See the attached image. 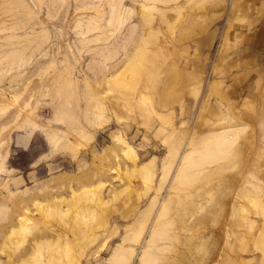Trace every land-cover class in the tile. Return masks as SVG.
Returning <instances> with one entry per match:
<instances>
[{
	"label": "rangeland",
	"instance_id": "rangeland-1",
	"mask_svg": "<svg viewBox=\"0 0 264 264\" xmlns=\"http://www.w3.org/2000/svg\"><path fill=\"white\" fill-rule=\"evenodd\" d=\"M114 2L0 0V264H264V0Z\"/></svg>",
	"mask_w": 264,
	"mask_h": 264
},
{
	"label": "bare ground",
	"instance_id": "bare-ground-1",
	"mask_svg": "<svg viewBox=\"0 0 264 264\" xmlns=\"http://www.w3.org/2000/svg\"><path fill=\"white\" fill-rule=\"evenodd\" d=\"M121 1L122 0H117V2H114L115 4L113 5H110L111 6V8L109 7V9H110V12H113L114 10L116 11V14H117V20L119 21V22H121V24L122 23H124L126 20L128 21L132 16H133V14H132V10H130V9H123V11H122V4H120L121 3ZM112 2V1H111ZM111 2H110V4H111ZM140 3V5H141V8H142V10H144V11H146V10H149V9H153L154 8V10L155 9H158V7H157V5H155V4H153V3H146V2H139ZM84 6H86V4H82L81 5V8H83ZM97 9V8H96ZM109 11L107 12V15H108V13H109V15L111 14ZM122 13V14H121ZM160 13V12H159ZM108 15V16H109ZM107 16V17H108ZM105 18L104 20H105V22L104 23H102V24H96L95 22H92L91 20V18H89L88 19V21H87V23H86V27H85V29H84V32L83 31H81L80 32V35H82V36H84L83 34H87V33H89V32H91V31H94V30H98V32H99V34L100 35H98V36H96V37H93V38H90V37H88L87 39H82V41H87L88 43L90 42V41H97V40H100V39H104L105 40V36L102 38V36H103V34L105 33V31H103V28H105V25L107 24V22H108V18ZM91 19V20H90ZM110 19V18H109ZM41 22H39V24H40ZM109 23V22H108ZM119 24V23H118ZM37 25V24H36ZM119 25H116L115 27H118ZM136 27V26H135ZM135 27H131L129 30V32L130 33H128L129 34V36H130V34H131V31H134L133 29L135 28ZM116 29V28H115ZM113 30H114V28H113ZM115 31V30H114ZM113 31V32H114ZM40 33H39V37H43V35H45V30H43V28L39 31ZM111 32V31H110ZM109 32V33H110ZM112 33V32H111ZM105 34H107V32L105 33ZM132 34H133V32H132ZM110 35H112V34H110ZM93 35H91V37H92ZM129 36H128V38H129ZM108 38H110V37H108ZM127 39V38H126ZM128 40V39H127ZM126 40V41H127ZM125 41V42H126ZM129 41H130V38H129ZM125 42L123 43V44H125ZM128 44V42L125 44V46ZM125 46H124V48H125ZM123 47V46H122ZM78 51L80 52V50L78 49ZM44 54H45V52H44ZM126 56H128V53L126 54ZM43 57V56H42ZM101 64H103V63H101V62H97L96 63V65L95 66H102ZM104 66V65H103ZM106 66V65H105ZM101 67V68H103L102 70H99L98 72H94V76L95 77H100V78H102V79H104V78H106L108 75H110L111 73H113L114 71H115V69H117L118 68V66H119V64H113V65H110L108 68L107 67ZM99 67V68H100ZM98 68V69H99ZM100 68V69H101ZM100 72H101V74H100ZM106 121V120H105ZM101 123V122H100ZM230 137V134H227L226 136H225V140L226 139H228ZM71 141V140H70ZM76 141V140H75ZM125 147V146H124ZM187 156V155H186ZM185 156V157H186ZM185 157H183V158H185ZM142 168H144V167H141V169ZM144 213V212H143ZM142 213V214H143ZM141 214V215H142ZM143 216H144V214H143ZM139 217V216H138ZM149 246V245H148ZM148 246L146 247V248H148ZM146 248H144L143 249V252H142V254H141V257H140V260L141 259H143V257H144V255H145V252H146ZM118 252V253H117ZM120 252L122 253L123 252V250L121 249V248H119V247H117L114 251H113V256H119V254H120Z\"/></svg>",
	"mask_w": 264,
	"mask_h": 264
},
{
	"label": "crops",
	"instance_id": "crops-1",
	"mask_svg": "<svg viewBox=\"0 0 264 264\" xmlns=\"http://www.w3.org/2000/svg\"><path fill=\"white\" fill-rule=\"evenodd\" d=\"M262 56H263V58H264V51H263V55H262Z\"/></svg>",
	"mask_w": 264,
	"mask_h": 264
}]
</instances>
